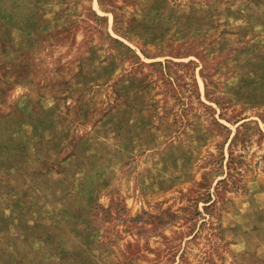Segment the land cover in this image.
Instances as JSON below:
<instances>
[{"label":"rangeland","instance_id":"rangeland-1","mask_svg":"<svg viewBox=\"0 0 264 264\" xmlns=\"http://www.w3.org/2000/svg\"><path fill=\"white\" fill-rule=\"evenodd\" d=\"M0 264H264V0H0Z\"/></svg>","mask_w":264,"mask_h":264}]
</instances>
